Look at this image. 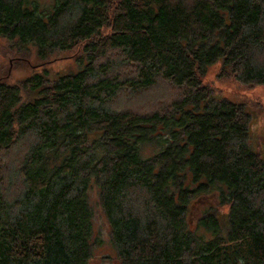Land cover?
Returning a JSON list of instances; mask_svg holds the SVG:
<instances>
[{
	"label": "trees",
	"instance_id": "obj_1",
	"mask_svg": "<svg viewBox=\"0 0 264 264\" xmlns=\"http://www.w3.org/2000/svg\"><path fill=\"white\" fill-rule=\"evenodd\" d=\"M0 38L82 64L0 69V264H90L91 191L121 264H264L249 108L203 82L220 64L264 86V0H0ZM158 82L176 90L163 112L113 108Z\"/></svg>",
	"mask_w": 264,
	"mask_h": 264
},
{
	"label": "rangeland",
	"instance_id": "obj_2",
	"mask_svg": "<svg viewBox=\"0 0 264 264\" xmlns=\"http://www.w3.org/2000/svg\"><path fill=\"white\" fill-rule=\"evenodd\" d=\"M41 6L48 5L51 0H34ZM27 50L17 48L15 44L0 38V69H9V82L13 83L31 75L47 69L55 75H67L82 69V64L71 59L73 53H55L51 56V63L41 65L33 47L27 46ZM69 58V59H68ZM108 59L114 62V67H118L116 72L121 75H130V66H119L120 57L118 53H110ZM103 61L105 59H102ZM102 61V62H103ZM220 64L211 66L203 82L213 88L220 97L235 103H245L249 108L251 116L250 122V144L264 156V86L244 85L233 77L220 78ZM176 90L167 83L158 82L149 90L138 94H131L122 91L115 100L113 108L119 110H130L140 114H150L156 111H164L167 103L174 99ZM151 149H145L146 155H151ZM262 156V157H263ZM264 159V158H263ZM89 204L93 212V257L90 264H121L116 256V251L110 239L109 226L99 207L98 197L95 191L89 193ZM207 204L206 200H200L193 204L191 211L194 218L198 216L199 209Z\"/></svg>",
	"mask_w": 264,
	"mask_h": 264
}]
</instances>
